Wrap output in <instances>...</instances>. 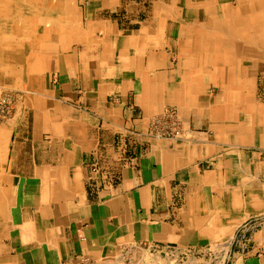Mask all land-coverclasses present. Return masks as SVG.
Instances as JSON below:
<instances>
[{
    "label": "crops",
    "instance_id": "1",
    "mask_svg": "<svg viewBox=\"0 0 264 264\" xmlns=\"http://www.w3.org/2000/svg\"><path fill=\"white\" fill-rule=\"evenodd\" d=\"M78 24L0 111V264H264V0H88ZM171 111L183 138L150 125Z\"/></svg>",
    "mask_w": 264,
    "mask_h": 264
},
{
    "label": "bare ground",
    "instance_id": "2",
    "mask_svg": "<svg viewBox=\"0 0 264 264\" xmlns=\"http://www.w3.org/2000/svg\"><path fill=\"white\" fill-rule=\"evenodd\" d=\"M73 2L74 0H0L1 85H11L14 74L18 78L22 77L18 72L24 71L28 61L32 59L31 55L26 56L24 53L26 48L30 49L27 38L32 34H40L38 44L45 47L67 45L71 40L70 33L75 32L79 25L78 14L72 8ZM208 34L198 37L195 46L217 47L221 40L225 41L221 37L206 41L205 38ZM59 35L61 39H59ZM54 37L57 38V42ZM189 42V38L181 39V44L184 47H189ZM16 64H22L23 66H20L23 69L15 72Z\"/></svg>",
    "mask_w": 264,
    "mask_h": 264
},
{
    "label": "rangeland",
    "instance_id": "3",
    "mask_svg": "<svg viewBox=\"0 0 264 264\" xmlns=\"http://www.w3.org/2000/svg\"><path fill=\"white\" fill-rule=\"evenodd\" d=\"M87 1L88 0H74L73 4H72V8H74V10L77 12L78 14V17H79V12L81 13L82 12V7L84 5L87 4ZM55 38V42H57V38ZM40 39V34L38 35L37 33L36 34H32L31 36H29L27 38V42L30 44V49L26 48V50H24V53L26 56H29V55H32V54H39V55H51L50 51L46 50L45 49V46L44 45H39L38 44V40ZM59 39H61L60 35H59ZM71 41V42H70ZM68 41L67 44H70V43H73V42H76V41H72L70 40ZM68 46V45H67ZM67 46H64V47H67ZM35 47V48H34ZM25 49V48H24ZM55 54V53H54ZM57 54V52H56ZM166 56L168 58V61L169 62H174L175 61V53H170V52H166ZM24 65V63H22ZM20 64V65H22ZM22 65V66H23ZM17 67V68H16ZM16 69H14L15 72H17L18 70H22V68H19L17 65L14 67ZM19 73V72H18ZM23 73L21 72V82L19 84L21 85H18V86H11V85H8V86H4V85H1L0 84V111H4V114H8V111L7 110H12V108L14 107L15 103H17L19 100L23 99L24 97H26L27 95L30 94V86L27 84V83H24L25 82V76L23 77L22 75ZM17 76L14 74L12 79H11V83L13 81V78L18 81V77L16 78ZM167 112V111H166ZM156 119L159 120V125L160 127L164 125V128L166 132H162L161 135H164L165 137L167 138H170V139H174V138H183L185 137V132H183L184 130V127L183 125V122H182V119L181 117H178L176 116L174 113H172V111L170 112V115L167 114L165 116H159V117H156L154 116L153 117V120L151 121V126L152 128L155 129L156 127ZM164 119V121H163ZM165 122V123H164ZM180 127V133L175 137L174 135L172 134H168V130L169 128H173V127ZM179 129V128H178ZM262 159H264V156L262 157ZM264 218V215H251L249 216L247 219H246V224L247 223H251V222H255V221H258L260 220L261 218ZM262 218V219H263ZM147 254H149V259L147 258H144L145 256L147 257ZM145 253L144 251L140 250L139 248L138 249H133L132 252L131 251H127V253H125L123 255V257L119 258V259H115L114 262L112 263V260H110L109 262L106 260L104 262H101V264H173V261H174V264H190L188 262V260H185V259H180V260H165V261H159L157 262V259L151 254V253ZM200 255V254H198ZM193 264H204V261H198L196 263H193Z\"/></svg>",
    "mask_w": 264,
    "mask_h": 264
},
{
    "label": "built area",
    "instance_id": "4",
    "mask_svg": "<svg viewBox=\"0 0 264 264\" xmlns=\"http://www.w3.org/2000/svg\"><path fill=\"white\" fill-rule=\"evenodd\" d=\"M3 111V110H2ZM8 111V110H7ZM4 112V111H3ZM168 131V134H172V135H174L175 137L180 133V131H178V130H174V127L171 129V128H169V129H167ZM164 132H166V131H164Z\"/></svg>",
    "mask_w": 264,
    "mask_h": 264
}]
</instances>
